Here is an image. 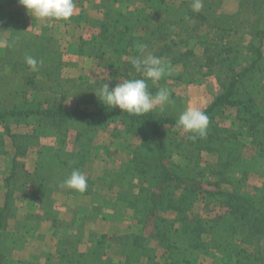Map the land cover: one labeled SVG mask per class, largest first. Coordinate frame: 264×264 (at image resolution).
<instances>
[{
    "label": "rangeland",
    "instance_id": "1",
    "mask_svg": "<svg viewBox=\"0 0 264 264\" xmlns=\"http://www.w3.org/2000/svg\"><path fill=\"white\" fill-rule=\"evenodd\" d=\"M164 1L174 10L193 12L191 5L194 0ZM74 2L76 12L71 19L57 22L31 17L18 0H0V108L3 111H11L13 107L28 109L34 105H40L42 110L57 105L104 114L121 112L103 106L98 93L104 83H109L111 88L124 78L125 64L130 58L141 55L142 47L163 58L167 65V74L156 83L150 81L155 90L149 87L148 91L155 95L159 88L164 87L175 95L163 110L157 107L151 112L180 115L189 107L205 111L220 93L222 81L218 64H193L194 70L184 75L181 66L171 64L170 60L186 50L194 51L201 60L215 55L218 45L223 44L219 42L220 38L225 39L219 31L215 35L217 27L219 30L228 26L234 28L237 33L234 43L238 44L240 37L243 39L241 49L249 39L248 33L257 30L261 19L242 9L240 0H203L199 13L204 19L197 17L196 21L186 22L191 31L192 28L196 31L192 32L187 44L180 43L184 33L181 34L179 27L169 35L166 32L157 34L150 28L146 31L142 24L143 28L137 27L129 33L135 38L149 37L142 47L138 45V49L122 56L111 50L105 52L107 48H104L105 54L100 56L96 48L106 47L112 34L100 28L103 13L110 8L113 12L133 11L143 7L146 1L136 0L132 5L124 0H119V3H111L110 0ZM243 2L249 5L247 0ZM223 20L226 24L222 23ZM157 35L164 40L156 39ZM167 39H173L176 44H170L166 49ZM81 48L85 53L80 52ZM89 48L95 50L86 51ZM262 52L264 54V40ZM29 55L42 61L38 71L22 69L21 65L12 67L8 63L24 64L25 57ZM109 62L114 63L112 69L106 68ZM179 74H183L186 81H175V75ZM254 87L253 93L262 92L254 96L255 104L262 108L264 81ZM239 118L234 108L226 107L223 114L211 122L212 128H226L234 132V136L238 134L239 142L245 145L235 151L238 161L230 167L223 162L230 152L224 150L225 142H228L224 135L211 137L213 143L199 144L189 139V134L173 129L165 134V142L172 140L181 145L178 150L172 146L173 164L179 170L188 167L192 173L196 168L204 189L213 190L218 184L222 189L264 202V127L255 129L253 134L247 133V127L242 126ZM59 123L58 117L41 120L37 115L0 119V176L7 173L9 178L6 175V179L18 189L27 181H31L34 187H41V182L48 186L45 190L36 189L30 197L34 198L33 204L42 200L41 207L31 205L20 209L14 203L0 207V210L7 208L0 226L2 264H125L130 248V241L126 238L139 233L143 238L142 248L144 251L152 250L149 255L155 264H171L169 256L172 251L164 246L167 242L152 238V223L144 228L135 218L140 197L147 190H154L156 179L130 191L123 190L124 183L119 180L122 175H129L124 172L127 168L134 167L140 172L144 169L135 166L134 160L139 149L154 147L151 140L127 133L119 116L97 124L76 120L60 129ZM222 152L223 157L218 155ZM188 157H191L190 161ZM74 169L86 176L88 188L83 193L60 187ZM16 170L21 174L11 177V171ZM136 177L133 185L141 183ZM6 183H0L1 188ZM56 188L78 198L75 201L66 199L64 204L59 202L60 205L53 204L51 194H58ZM174 195V202L163 201L156 206L154 217V222L162 226L168 243L186 237L183 232L185 219L189 222L198 218L202 223L212 225L211 230L202 232L197 242L194 241L196 248L179 244L175 254H180V260L184 261H179V264H237L234 258L229 257L234 247L235 250L249 248L239 235L235 241L226 243L225 225L217 224L225 213V209L218 206V199L208 198L206 205L202 195L192 203L188 199L176 201L184 197L182 190H177ZM82 205H86L85 209L81 208ZM19 211L30 213L27 222L16 220ZM42 218L49 223L48 235L43 238L36 232L41 229L38 220ZM10 220L14 232L8 226ZM212 239H215L213 243ZM10 250L13 255L8 253ZM148 260L147 256H140L131 264H149Z\"/></svg>",
    "mask_w": 264,
    "mask_h": 264
},
{
    "label": "trees",
    "instance_id": "2",
    "mask_svg": "<svg viewBox=\"0 0 264 264\" xmlns=\"http://www.w3.org/2000/svg\"><path fill=\"white\" fill-rule=\"evenodd\" d=\"M110 1L111 3H119V0ZM124 1L132 5L136 0ZM143 1H146V3L140 9L126 12H113L114 10L110 8L103 13L100 28L106 32L110 31L112 34L110 36V41L106 43V47L102 45L96 48L99 50L100 56L105 54L103 51L104 48H107L105 52L111 50L112 53L122 56L128 55L132 52L131 50H134L135 48L138 49V45H141L142 47L145 44V41L149 40V37L142 36L135 38L129 35V33L134 31L135 28H143L142 24L144 25V28H146V31L150 28L151 31H156L157 34H164L166 32V34L168 33L169 35H171L172 32L174 33V30L179 27L180 29L178 28V30L181 31V34L184 33V39H181L180 43L186 42L187 44V40L192 32L195 33L196 31L195 28H192L191 31L186 22L189 20L196 21L197 17L200 18L199 20L204 19L200 13H193L191 11L186 12L183 11V9L174 10V8L167 5L164 0ZM247 1L249 2V5L244 3L243 0H240L241 8L252 12L261 19L259 22L260 26L257 30L248 33L249 39L244 47L240 49V44H242L241 42L243 40L242 37H240L238 44L234 43L237 36L234 28L228 26L219 30L217 27L215 28V35H217V32L219 31L222 33H220L221 36H224L225 39L220 38L219 42H222L223 44L218 45L215 55L213 54L210 57L205 58L204 61L197 58L194 51L188 52V50H186L178 53L176 57H172L170 60L171 64L181 66L184 75H187L194 70L195 67H193V64H218V72L220 74V80L222 81L220 93L204 111L209 117L206 136L194 141L199 144H209V142L213 143V139H210L213 136L219 138L220 135H224L227 137L226 139H228V142H225L224 150L228 149L230 152L224 157L225 160L228 159L226 163L225 160L223 161L226 167H230L238 161L236 152L238 148L243 145L237 138L238 134L234 136V132L226 128H212L211 122L218 119L219 116L223 114V110H225L226 107H232L237 111L238 116H240L239 119L243 124L242 126L247 127V133L253 134L255 129L262 130V127H264V104L262 108L259 107V104H255L256 100L254 97L262 94V92L258 93L256 91L253 93L255 89L254 85L260 86V83L264 81V54L262 52L264 40V0ZM149 4H151V6H149ZM221 18H223V16L218 18L219 23ZM222 23L226 24L224 20ZM155 38L159 41H162V39L164 40L161 36L158 38V35ZM170 44L173 45L176 43H174L173 39H170L168 40V43L165 44V48L168 49L171 46ZM91 50L95 49H86V51ZM80 52L85 53L83 48L80 49ZM33 57L35 58L34 55ZM37 60L39 61V59ZM8 63L12 64V67H20L19 65H21L23 67L22 69L29 68L26 63ZM113 67L114 63L109 62L106 68L112 69ZM184 75H175V81H186ZM123 76L124 78L133 79L144 78L142 73L135 72L130 61L125 64ZM28 80L31 81V79ZM148 82V89L150 87L155 90L152 83H150V81ZM248 86L250 89H248ZM174 97L175 95L171 93L170 98L173 99ZM39 107L41 106L34 105V107L28 109L13 107L11 111L8 112L3 111L0 108V119L4 120L7 116L21 117L22 115H37L41 120L47 117H58V120L60 121V129L64 128L66 124L76 120H87L89 124H97L114 116H119L127 133L138 135L142 139L151 140L154 147L152 149H139L134 160V162L136 161L135 166H140L141 169L144 168V171L142 170L143 172H140L134 167L127 168L124 172L129 175H122L119 180L121 184L124 183L122 189L130 191L140 185L149 183V181L154 178L156 179L154 190H147V192L140 197L138 206L135 209V218L136 220H139L144 228L152 223V238H156L163 243L167 242L164 246L167 250L169 249L172 251L169 256L171 264H179V261L180 263L184 262L180 260V254L177 256L175 254L180 248L179 244H185L186 246L189 245V247L196 248L194 241L197 242V239H199L198 237H200L202 232L207 231V229L211 230L212 228V225L202 223L198 218H194L189 222L185 219L183 232L186 237L179 241L176 240L173 243H168V240L165 239V234L162 231V226L154 222V217L156 206L163 201L174 202L173 197L177 190H182L184 194L183 196L185 197H180L179 200H176L177 202H183L182 199H188V202L192 203L193 201L198 200V197L202 195L203 201L208 205V198L218 199V206L224 208L225 213L220 220L218 219L219 222H221L217 224L222 223L225 225L226 243H230L229 241H235V237L239 235L243 238L242 240L244 241V244H247L249 248L235 250L234 247L235 251L233 250L229 257L231 256V258H234L237 264H264V202L253 196L242 195L234 191L231 192L222 189L218 184L214 186L213 190H206L201 186L199 172L196 171V168H194L195 170L192 173L193 170L189 169L191 170L190 172L188 167L179 170V167L173 164V155H171L172 146L178 150L181 145L172 140L165 142V134H169L173 129H179L176 126V121L179 115L166 113L155 114L149 112L145 115L136 116L129 115L125 112H108L104 114L99 111L88 112L79 108L66 109L63 106L57 105L56 107H47L42 110H40ZM210 128L212 129L210 130ZM62 132L65 133L64 129ZM61 143H64V141H61ZM222 144H224V142ZM233 144L236 145L233 147ZM186 150L188 151V147ZM211 150L214 149L211 148ZM222 154L223 152L218 155L223 157ZM188 159L190 161L191 157H188ZM64 164L67 165L68 162L65 161ZM154 171H156L157 174H155ZM135 177L138 178L137 180H140L141 183L133 185ZM125 184L127 187H125ZM6 209L0 210V226ZM221 240L222 239H219V242H221ZM126 241H130V248L128 249V254L125 256V264H131V262L138 260L140 256H147L150 260L149 264H155L153 258L151 259V256L149 255V251L152 250L149 249L148 251H144L142 248L141 241H143V238L141 237V233H139V235L128 236ZM214 241L215 239H212V243ZM1 258L0 255V264H2Z\"/></svg>",
    "mask_w": 264,
    "mask_h": 264
},
{
    "label": "clouds",
    "instance_id": "3",
    "mask_svg": "<svg viewBox=\"0 0 264 264\" xmlns=\"http://www.w3.org/2000/svg\"><path fill=\"white\" fill-rule=\"evenodd\" d=\"M18 4L31 17L43 21L66 22L76 12L74 0H18ZM202 8L203 0H194L191 5L194 13H199ZM140 52L141 55L130 58V62L135 72L142 73L144 78H121L111 88L109 83H104L98 95L99 102L106 108H116L129 115L140 116L157 107L163 110V106L171 102L170 91L167 88H159L155 95L148 91V81L156 83L167 74V65L163 58L145 51L143 47ZM25 63L31 71H38L42 61L29 55L25 57ZM208 125L209 117L206 112L195 107L186 108L176 121L177 128L189 134V139L193 141L206 136ZM60 187L83 193L87 190L88 183L86 176L74 169Z\"/></svg>",
    "mask_w": 264,
    "mask_h": 264
},
{
    "label": "crops",
    "instance_id": "4",
    "mask_svg": "<svg viewBox=\"0 0 264 264\" xmlns=\"http://www.w3.org/2000/svg\"><path fill=\"white\" fill-rule=\"evenodd\" d=\"M27 171V168L25 169ZM29 172V171H27ZM20 172H18L17 170L15 172L11 171V177H16L17 174L19 175ZM21 174V173H20ZM6 175L8 176V174H1L0 177H2V182H0L1 184L5 183V181L7 182L3 188H1L0 186V207L1 206H4L6 204H17L20 206V209H25V207H29L31 205H37V207H41L43 205V201H38L36 203L33 204V200L32 198L30 199L31 195L34 193V191L37 189H40V190H45V189H48V186L45 182H41L42 186H44V188H41V187H33L31 186V181H27L26 184L22 185L20 187V189H18L16 186H13V182L11 180H7L6 179ZM4 177V178H3ZM9 178V176H8ZM5 180V181H4ZM11 184H8L10 183ZM60 188H56L55 191L58 192V194H51V201L53 202V204H58L60 205L59 202H62L63 201V204H64V201L66 199L69 200V198H72L74 201L78 198L77 196L75 195H72V193H67V192H64V191H59ZM53 190V189H52ZM3 192L4 193V196H3ZM69 202V201H68ZM84 207V208H83ZM86 205H82L81 208L82 209H85ZM19 209V210H20ZM40 213V212H39ZM30 216V213H22V212H18L17 216L15 217L17 221H26L27 217ZM43 217V216H42ZM40 223L38 224V227H41L40 231H36L37 232V235H39L40 237H44V236H47L48 235V230H49V223L46 222L47 220L44 218L42 219H39L38 220ZM11 220L9 221L8 223V226L9 228L12 230V232H14L13 230V224L10 223ZM13 222V221H12ZM29 242V240H28ZM27 247L29 248L28 246V243H27ZM8 252V251H7ZM8 253H10V255H13V251L10 250Z\"/></svg>",
    "mask_w": 264,
    "mask_h": 264
}]
</instances>
